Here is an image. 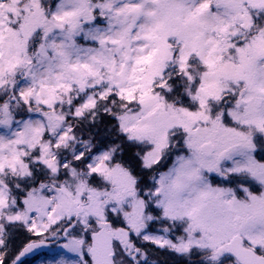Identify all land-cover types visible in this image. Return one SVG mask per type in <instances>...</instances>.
Wrapping results in <instances>:
<instances>
[{
  "label": "snow or ice",
  "instance_id": "obj_1",
  "mask_svg": "<svg viewBox=\"0 0 264 264\" xmlns=\"http://www.w3.org/2000/svg\"><path fill=\"white\" fill-rule=\"evenodd\" d=\"M264 264V0H0V264Z\"/></svg>",
  "mask_w": 264,
  "mask_h": 264
},
{
  "label": "rangeland",
  "instance_id": "obj_2",
  "mask_svg": "<svg viewBox=\"0 0 264 264\" xmlns=\"http://www.w3.org/2000/svg\"><path fill=\"white\" fill-rule=\"evenodd\" d=\"M50 255V250L46 249L45 251L35 255V257L26 262V264H39L41 259H47Z\"/></svg>",
  "mask_w": 264,
  "mask_h": 264
},
{
  "label": "water",
  "instance_id": "obj_3",
  "mask_svg": "<svg viewBox=\"0 0 264 264\" xmlns=\"http://www.w3.org/2000/svg\"><path fill=\"white\" fill-rule=\"evenodd\" d=\"M45 249H42V250H40L38 253H40V252H42V251H44ZM37 253V254H38ZM34 255H36V254H34ZM34 255H30V256H28V257H33Z\"/></svg>",
  "mask_w": 264,
  "mask_h": 264
},
{
  "label": "trees",
  "instance_id": "obj_4",
  "mask_svg": "<svg viewBox=\"0 0 264 264\" xmlns=\"http://www.w3.org/2000/svg\"><path fill=\"white\" fill-rule=\"evenodd\" d=\"M26 262H28V261H26Z\"/></svg>",
  "mask_w": 264,
  "mask_h": 264
}]
</instances>
